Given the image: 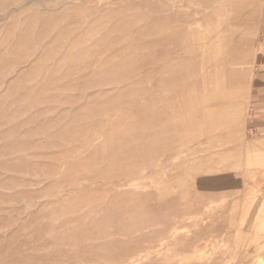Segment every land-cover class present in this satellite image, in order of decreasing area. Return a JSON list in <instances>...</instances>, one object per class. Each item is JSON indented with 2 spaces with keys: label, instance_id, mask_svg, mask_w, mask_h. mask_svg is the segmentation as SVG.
I'll return each mask as SVG.
<instances>
[{
  "label": "rangeland",
  "instance_id": "obj_1",
  "mask_svg": "<svg viewBox=\"0 0 264 264\" xmlns=\"http://www.w3.org/2000/svg\"><path fill=\"white\" fill-rule=\"evenodd\" d=\"M263 2L0 0V264H264V137L246 127ZM235 44L208 124L189 93Z\"/></svg>",
  "mask_w": 264,
  "mask_h": 264
},
{
  "label": "bare ground",
  "instance_id": "obj_2",
  "mask_svg": "<svg viewBox=\"0 0 264 264\" xmlns=\"http://www.w3.org/2000/svg\"><path fill=\"white\" fill-rule=\"evenodd\" d=\"M212 15H215V14H212ZM213 17V16H212ZM207 19V20H211L212 18H211V16L209 15V16H207V17H203V19ZM192 19V18H191ZM194 19V18H193ZM186 21V20H185ZM188 22V21H187ZM197 22H200V20L199 21H196V23ZM190 24V23H189ZM185 26V25H184ZM189 29V28H188ZM168 30V29H167ZM176 30V29H175ZM190 30V29H189ZM196 32V31H195ZM194 32V33H195ZM202 31H199V33H201ZM174 33H176V32H174ZM188 33V32H187ZM198 33V32H197ZM196 33V34H197ZM200 35V34H199ZM179 36V35H178ZM183 36H186V35H183ZM174 37V36H173ZM199 37V36H198ZM226 37V36H225ZM202 38V37H201ZM174 39V38H173ZM175 39H178V38H175ZM192 39V38H191ZM190 39V40H191ZM203 40L201 41V45H200V48H199V52H200V56L202 57V59H204V57H207V56H209V54H210V51L209 50H205V49H203V47L205 46V43H207L206 42V38H202ZM179 40V39H178ZM185 40V39H184ZM209 40V39H208ZM166 41V40H165ZM168 42H169V38H168V40H167ZM226 41V40H225ZM183 42V41H182ZM193 42H194V40H193ZM175 44V43H174ZM189 44H191V42L189 43ZM240 44V43H239ZM242 44V43H241ZM173 45V44H172ZM194 45V44H193ZM236 45H238V44H235L234 46L232 45L230 48L232 49H229V47H227V45H222V46H218V47H220V50L219 51H221V49H222V51H225V58H223V60L220 62V64L222 65V68H219V69H214V68H212V67H210V66H208V62H207V65H206V63L204 64V65H200V69H199V75L201 76V78H202V80H201V84H202V89L201 88H199V89H201L202 90V93H201V91L199 92V93H201V95H200V97H198L197 98V96H196V94L197 93H194V95L192 94H190L189 93V95L190 96H194L193 97V99H194V102L196 103L195 104V107L197 106V107H199L198 105H200L201 107H199V110H201V112H199L198 110V112H199V114H203V115H200V117L202 116L203 117V120H205V122H207V121H215V119H217L218 118V114L219 113H223V111H224V105L222 104L223 103V100H225V90H226V82H229L228 80L230 79H228L226 82L225 81H223V78L225 77V71H224V67H225V64H227L228 66H232L234 63H235V61H236V57H235V51H236V48H237V46ZM168 46V45H167ZM166 46V47H167ZM172 48V47H171ZM189 48V47H188ZM226 48H228V50L226 49ZM164 49V48H163ZM166 49V48H165ZM189 50V49H188ZM216 50V49H215ZM164 51V50H163ZM192 51V50H191ZM190 51V52H191ZM234 51V52H233ZM197 52V51H196ZM195 52V53H196ZM168 52H166V54H167ZM192 53V52H191ZM164 54V53H163ZM169 54H171V52H169L168 53V55ZM175 54V53H174ZM173 54V55H174ZM219 54V53H218ZM167 55V56H168ZM191 55V54H190ZM213 55H215V53L213 54ZM162 56V55H161ZM164 56V55H163ZM230 56V57H229ZM187 57V56H186ZM196 58V57H195ZM161 59V58H160ZM194 59V58H193ZM201 59V58H200ZM201 59V60H202ZM195 60H198V58L197 59H195ZM189 61H190V59H189ZM203 61V60H202ZM204 61H205V59H204ZM183 62H185V61H183ZM191 62H193V61H191ZM190 62V63H191ZM201 62V61H200ZM177 63H178V61H177ZM186 63H188V62H186ZM203 63V62H202ZM217 63H218V61H217ZM170 64V63H169ZM173 64V63H172ZM236 64V63H235ZM165 65V64H164ZM168 65V64H167ZM178 65H179V63H178ZM194 65H195V63H194ZM216 65V64H215ZM243 65V64H242ZM171 66V65H170ZM169 66V67H170ZM238 66H239V64H238ZM215 67V66H214ZM218 67V66H217ZM243 67V66H242ZM175 68V67H174ZM174 68H173V70H174ZM216 68V67H215ZM226 68V67H225ZM231 68V67H230ZM235 68H236V66H235ZM184 69V68H183ZM188 69V68H187ZM186 69V70H187ZM178 70V69H177ZM181 70V69H180ZM185 70V71H186ZM230 70V69H229ZM166 71V70H165ZM175 71V70H174ZM182 71H184V70H182ZM226 71H228V68H227V70ZM230 71H233V70H230ZM229 71V72H230ZM153 72V71H152ZM177 72V71H176ZM190 72V71H189ZM229 72H227V73H229ZM241 72H244V71H241ZM151 73V72H150ZM149 73V74H150ZM162 73V72H161ZM175 73V72H174ZM179 73H182L183 74V72H179ZM188 73V72H187ZM236 73V72H235ZM172 74V73H171ZM170 74V75H171ZM178 74V73H177ZM186 74V73H185ZM243 74V73H242ZM152 75V74H151ZM166 75V74H165ZM168 75V74H167ZM174 74H172V76H173ZM175 75H176V73H175ZM189 75V74H188ZM183 76H185V75H183ZM187 76V75H186ZM231 76V75H230ZM237 77V76H236ZM150 78V77H149ZM162 78V77H161ZM232 78V77H231ZM235 78V77H234ZM239 78V77H238ZM164 79V78H163ZM169 79V78H168ZM171 79H172V77H171ZM176 80V79H175ZM192 81H193V79H191ZM174 81V80H173ZM179 81V80H178ZM235 81V80H234ZM240 81V80H239ZM164 82H166V81H164ZM163 82V83H164ZM180 82V81H179ZM178 82V83H179ZM200 82V81H199ZM236 82V81H235ZM162 83V84H163ZM183 83V82H182ZM161 84V85H162ZM169 84V83H168ZM197 84V83H196ZM195 84V85H196ZM182 85V84H181ZM180 84H179V86L180 87H182ZM197 87V86H196ZM200 87V86H199ZM193 88H195V87H193ZM237 88L238 89H240V86H237ZM163 89V88H162ZM162 89H160V91H162ZM168 89V88H167ZM183 89H185V91H186V87L185 88H183ZM179 90H181V89H179ZM178 90V91H179ZM189 90V89H188ZM165 91V90H164ZM174 91H176L175 89H174ZM195 91V90H194ZM197 91V90H196ZM189 92V91H188ZM179 93H182V92H179ZM176 94H178V93H176ZM185 94V93H184ZM173 95V94H172ZM179 95V94H178ZM183 95V94H182ZM188 94L186 93V96H187ZM169 96V95H168ZM185 96V97H186ZM166 97V96H165ZM164 97V98H165ZM183 97V96H182ZM163 98V97H162ZM178 98V97H177ZM153 99V98H152ZM170 99H172V98H170ZM180 99H181V97H180ZM198 99H200V104H198ZM166 101L167 100H169V99H165ZM164 100V101H165ZM183 99H181V101H182ZM187 100V99H186ZM166 101H165V103H163V106L165 105V104H167L166 103ZM172 101H175V100H172ZM184 101V100H183ZM182 101V102H183ZM229 101V100H228ZM232 101V100H231ZM150 102H151V99H150ZM149 102V103H150ZM162 102V101H161ZM168 102V101H167ZM169 102H171V101H169ZM179 102V101H178ZM178 102H176V103H178ZM181 102V103H182ZM225 103V102H224ZM231 103V102H230ZM153 104V103H152ZM190 104H191V102H190ZM161 105H162V103H161ZM161 105L159 106V107H161ZM177 105V104H176ZM183 105V104H182ZM148 106V105H147ZM154 106V105H153ZM191 106V105H190ZM149 107V106H148ZM177 107H179V106H177ZM229 107H231V106H229ZM154 108V107H153ZM162 108V107H161ZM157 108H154V110H156ZM179 109H181V107L179 108ZM178 109V110H179ZM227 109V108H226ZM225 109V110H226ZM153 110V111H154ZM167 110H168V106H167ZM187 110V109H186ZM157 111V110H156ZM155 111V112H156ZM196 111V113L194 114V118H195V120H197V117L199 116V114H198V112ZM152 112V111H151ZM155 112H152V113H155ZM188 112H189V110H188ZM167 113H168V111H167ZM161 114V113H160ZM162 114H163V112H162ZM187 114V113H186ZM224 114H227V112L226 113H224ZM154 115V114H153ZM168 115V114H167ZM179 115L180 114H178V118H179ZM222 115V114H221ZM164 116H166V115H164ZM164 116H162V117H164ZM175 117H176V115H174ZM182 116V115H181ZM184 116H186V115H184ZM227 116V115H226ZM187 117H188V115H187ZM223 117H225V116H223ZM149 118H151L150 116H149ZM169 118V117H168ZM184 118V117H183ZM164 119V118H163ZM172 119H175L174 117H172ZM177 119V118H176ZM181 119V118H180ZM187 119L188 118H186L185 120L187 121ZM151 120H153L152 118H151ZM170 120V119H169ZM168 120V121H169ZM179 120V119H178ZM191 120V119H190ZM202 120V121H203ZM154 121V120H153ZM199 121V120H198ZM165 122V121H164ZM161 123H162V121H161ZM165 123H167V122H165ZM172 122H170V124H171ZM208 123V122H207ZM207 123H205V125L207 124ZM153 124V123H152ZM169 124V125H170ZM174 124V123H173ZM181 124V122H179V125ZM209 124V123H208ZM158 125V124H157ZM163 125V124H162ZM172 125V124H171ZM216 125V124H215ZM213 126V127H216V126ZM155 126V125H154ZM166 126H168V125H166ZM190 126V125H189ZM221 126V125H220ZM219 126V127H220ZM223 126V125H222ZM152 127V126H151ZM157 127V126H156ZM161 127H163V129H164V125L163 126H161ZM173 127H174V125H173ZM173 127H171V128H173ZM207 127H209V125L207 126ZM211 127H212V125H211ZM158 128V127H157ZM170 128V129H171ZM179 128V127H178ZM198 128V127H197ZM196 128V129H197ZM144 129H145V127H144ZM166 129H168L167 127H166ZM169 129V130H170ZM176 129V128H175ZM201 130H202V128H200ZM155 130V129H154ZM182 130V129H181ZM184 130V129H183ZM182 130V131H183ZM199 130V129H198ZM198 130H196V131H198ZM149 132H150V129L148 130ZM153 131V130H152ZM151 131V132H152ZM160 131H161V129H160ZM177 131V130H176ZM194 131V130H193ZM203 131H204V128H203ZM211 131H213V129L211 130ZM214 131H216L215 129H214ZM148 132V133H149ZM150 132V133H151ZM159 132V131H158ZM162 132H164V131H162ZM161 132V133H162ZM166 132V131H165ZM164 132V133H165ZM170 132H172V131H170ZM169 132V133H170ZM174 132H175V130H174ZM147 133V132H146ZM176 133V132H175ZM201 133V132H200ZM133 134V133H132ZM153 134H155V131H154V133ZM167 134V133H166ZM172 134V133H171ZM174 134V133H173ZM195 134V133H194ZM203 134V133H202ZM146 135V134H145ZM196 135V134H195ZM198 135V134H197ZM167 136V135H166ZM175 136H176V134H175ZM191 137H192V135H190ZM178 137V136H177ZM198 138H199V135L197 136ZM151 138V137H150ZM150 138H147V139H150ZM154 138V137H153ZM158 138V137H157ZM156 138V139H157ZM176 138V137H175ZM188 139H189V137H187ZM146 139V138H145ZM146 139V140H147ZM184 139V138H183ZM182 139V140H183ZM197 139V138H196ZM205 139V138H204ZM152 140V139H151ZM154 140V139H153ZM159 140V139H158ZM163 140V139H162ZM174 140H176V139H174ZM181 140V141H182ZM191 140H193V139H191ZM194 140H195V138H194ZM200 140V139H199ZM229 140V139H228ZM149 141V140H148ZM198 141V140H197ZM158 142V141H157ZM160 142V141H159ZM158 142V143H159ZM185 142H187V141H185ZM191 143H192V141H190ZM164 143V142H163ZM173 144V143H172ZM194 144V143H193ZM178 145H179V143H178ZM185 145H187V144H185ZM142 146V145H141ZM162 146H163V144H162ZM165 146V145H164ZM170 146H171V143H170ZM180 146H181V144H180ZM188 146V145H187ZM139 147V146H138ZM168 147V146H167ZM172 147V146H171ZM175 147H177V144H175ZM162 148V147H161ZM173 148V147H172ZM143 148L141 147V148H139V150H142ZM135 150V149H134ZM133 150V151H134ZM171 150V149H170ZM164 151V150H163ZM169 151V150H168ZM189 151V150H188ZM166 152H167V150H166ZM182 153H184L185 151H181ZM132 153V152H131ZM133 155V154H132ZM152 155V154H151ZM232 156V155H231ZM230 156V157H231ZM211 158V157H210ZM209 158V159H210ZM234 158H236V156H234ZM224 159V158H223ZM206 160V159H205ZM218 161H219V159H217ZM237 160V159H236ZM204 161V160H203ZM210 161V160H209ZM224 161V160H223ZM228 161V160H227ZM199 162V161H198ZM208 162V161H207ZM206 162V163H207ZM220 163H222V162H220ZM209 164V163H208ZM219 164V163H218ZM189 165V164H188ZM186 166V165H185ZM176 167V166H175ZM174 167V168H175ZM211 167V166H210ZM217 167V166H216ZM223 167V166H222ZM181 168V167H180ZM215 170V169H214ZM171 171V170H170ZM195 171H198V170H195ZM195 174V173H194ZM204 174H206V173H204ZM193 175V174H192ZM215 175V174H214ZM213 175V176H214ZM206 176V175H205ZM204 176V177H205ZM210 177H212L211 175H209ZM209 176H207V177H209ZM217 176V175H216ZM194 177V176H193ZM196 179V178H195ZM194 179V180H195ZM199 179V178H198ZM193 180V181H194ZM207 181V180H206ZM213 181H215V180H213ZM200 182V181H199ZM204 182V181H203ZM209 182V181H208ZM191 183H193L192 181H191ZM215 183V182H214ZM213 183V184H214ZM217 183V182H216ZM169 185H170V183H169ZM194 185V184H193ZM204 186V185H203ZM171 188H172V186H171ZM180 188V187H179ZM178 188V189H179ZM182 188V187H181ZM186 188V187H185ZM174 189V188H173ZM183 189V188H182ZM181 189V190H182ZM187 189V188H186ZM185 189V191H188V190H186ZM203 189L204 188H202V191H203ZM189 190H190V188H189ZM195 190V189H194ZM209 190H211V188L209 189ZM212 190H213V188H212ZM215 190V189H214ZM179 191V190H178ZM183 191H184V189H183ZM184 191V192H185ZM191 191V190H190ZM197 191V190H196ZM205 191H206V189H205ZM168 192V191H167ZM184 192H183V194H184ZM189 192V191H188ZM221 192H223V191H221ZM220 192V193H221ZM174 193V192H173ZM182 193V192H181ZM198 193V192H197ZM209 193H211V192H209ZM217 193V192H216ZM220 193H218L217 195H219ZM224 193V192H223ZM137 194V193H136ZM180 194V193H179ZM182 195V194H181ZM188 195H191V194H188ZM207 195V194H206ZM216 195V194H215ZM137 196H138V194H137ZM192 196V195H191ZM194 196V195H193ZM192 196V197H193ZM197 196V195H196ZM223 196V195H222ZM181 197V196H180ZM185 197V195H183V197L182 198H184ZM195 197V196H194ZM175 198H179V197H175ZM209 197L207 196V199H208ZM187 199V198H186ZM186 199L184 200V199H181V201H186ZM189 200V199H188ZM176 201V200H175ZM183 201V202H184ZM165 202H167V201H165ZM171 202V201H170ZM207 202V201H206ZM205 202V203H206ZM164 203V202H163ZM164 204H166V203H164ZM170 204V203H169ZM235 211V210H234ZM233 212V211H232ZM233 213H236V212H233ZM233 216H234V214H232ZM231 216V215H230ZM236 216V215H235ZM238 216V215H237ZM232 218H234V217H232ZM232 218H230V219H232ZM236 218V217H235ZM242 220V219H241ZM230 222V221H229ZM236 222V221H235ZM231 223H229V226H231L230 225ZM234 226H235V224H234ZM188 239V238H187ZM186 239H180V240H178L177 242H176V245H178V246H181V245H184V246H186V245H188V246H190L191 245V243L190 242H187L186 243V241H185ZM160 246H162V248H164V246H165V242L163 241L161 244H160ZM135 262H137V260L136 261H132L131 263L132 264H134Z\"/></svg>",
  "mask_w": 264,
  "mask_h": 264
},
{
  "label": "crops",
  "instance_id": "obj_3",
  "mask_svg": "<svg viewBox=\"0 0 264 264\" xmlns=\"http://www.w3.org/2000/svg\"><path fill=\"white\" fill-rule=\"evenodd\" d=\"M247 129L264 137V2L261 9L256 55L253 63V85L248 102Z\"/></svg>",
  "mask_w": 264,
  "mask_h": 264
}]
</instances>
